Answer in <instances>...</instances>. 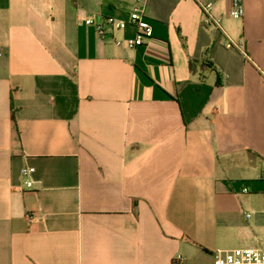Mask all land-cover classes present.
<instances>
[{
    "label": "crops",
    "instance_id": "0c3cea01",
    "mask_svg": "<svg viewBox=\"0 0 264 264\" xmlns=\"http://www.w3.org/2000/svg\"><path fill=\"white\" fill-rule=\"evenodd\" d=\"M210 1L222 28L195 0H0V264H213L264 240V0ZM134 6V48L131 23L85 24Z\"/></svg>",
    "mask_w": 264,
    "mask_h": 264
},
{
    "label": "built area",
    "instance_id": "2783aa9c",
    "mask_svg": "<svg viewBox=\"0 0 264 264\" xmlns=\"http://www.w3.org/2000/svg\"><path fill=\"white\" fill-rule=\"evenodd\" d=\"M203 13V21L205 25L222 28L220 18L214 12V5L210 0H195ZM143 8L134 6L130 12L128 21L117 19L112 16L102 18H87L85 24H94L97 33L100 36L105 34L104 25H107L111 30L124 29L128 23H131L136 28L134 37L124 40L117 39V45H126L128 48H134L142 45L152 37V27L144 20ZM244 15L243 0H232L230 16L232 18H241ZM226 46H235L242 48V40H235L227 37ZM22 175L29 176L34 172L33 167H25L22 169ZM27 187L32 186V180L25 181ZM247 191V188L244 189ZM247 217L250 213L246 214ZM213 264H264V240L258 241L255 246L235 247L230 249H216L212 252ZM173 264H182V257L179 255L173 260Z\"/></svg>",
    "mask_w": 264,
    "mask_h": 264
},
{
    "label": "rangeland",
    "instance_id": "374dc122",
    "mask_svg": "<svg viewBox=\"0 0 264 264\" xmlns=\"http://www.w3.org/2000/svg\"><path fill=\"white\" fill-rule=\"evenodd\" d=\"M241 247H245V246H241Z\"/></svg>",
    "mask_w": 264,
    "mask_h": 264
}]
</instances>
